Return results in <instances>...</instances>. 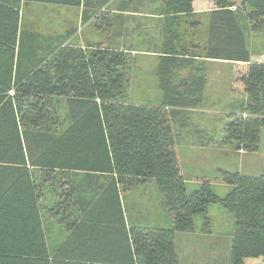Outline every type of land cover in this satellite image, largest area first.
I'll return each instance as SVG.
<instances>
[{"label":"trees","instance_id":"obj_1","mask_svg":"<svg viewBox=\"0 0 264 264\" xmlns=\"http://www.w3.org/2000/svg\"><path fill=\"white\" fill-rule=\"evenodd\" d=\"M21 1H84L93 11L107 2L0 0V264H180L177 234L195 230L196 215L211 231L209 206L216 203L234 215L228 264L264 259V173L221 170L220 180L232 186L224 196L209 180L189 191L173 130L183 110L204 103L206 61H232L244 65L238 81L246 101L242 116L230 114L224 142L259 150L264 62L252 60L244 17L264 23V0H215L201 46L193 33L172 40L166 32L176 30L164 29L160 50H153L158 104L129 98L125 48L22 30ZM193 1L163 0V14H192ZM124 15L119 20H128ZM60 97L66 121L57 111ZM153 181L172 227L127 212L124 195ZM52 215L66 229L56 243L47 230Z\"/></svg>","mask_w":264,"mask_h":264},{"label":"rangeland","instance_id":"obj_2","mask_svg":"<svg viewBox=\"0 0 264 264\" xmlns=\"http://www.w3.org/2000/svg\"><path fill=\"white\" fill-rule=\"evenodd\" d=\"M233 1L237 5L241 2ZM105 2L103 7H98L101 9L93 11L94 9L88 8L84 1L76 5L21 1L19 5L21 29L28 28L44 36L67 35L70 36L69 42L77 45L99 44L104 47L125 48L129 98L135 102L158 104L161 100V90L156 76L158 54L153 50H160L164 29L176 30L174 33L166 32V38L177 40L173 35L176 34L178 38V34L184 31V35L193 33L195 43L203 45L206 40L205 24L209 12L217 6L215 0H194L192 14L182 13L175 16L163 14V0H105ZM86 8L90 12L85 13ZM120 14H125L124 16L129 19L119 20ZM244 18L248 20L245 25L248 27V45L252 57L259 58L258 60L263 57L261 60L264 61V23L256 22L259 26H254V20ZM191 21H195V25L191 26L193 23ZM206 65L207 85L204 103L197 108L183 110V119L173 123V130L188 190H195L201 186L203 180H209L213 191L224 196L232 186L220 180L221 170H243V166L250 165L253 161L251 165L256 166V174H262L264 127L261 129L259 151L243 150L237 141L224 142L226 124L232 120L230 114L235 111L236 118H239L244 112L246 93L238 81L244 65L220 60L206 61ZM58 100L57 111L61 120L66 121L65 100L62 97ZM245 112L246 116H250V112L246 110ZM182 121L186 122V126ZM246 171L244 173L250 174ZM82 176L78 175L76 179L80 180ZM130 190L126 203L129 205L133 202L134 205L140 206L141 210H146L148 213L141 214L143 220L164 227L171 226L172 220L164 208L162 195L155 181L145 188L138 183ZM51 194L49 192L48 196ZM127 211L128 214L131 213L128 209ZM208 214L211 218V231L213 224L215 233L203 230V216L196 215L195 230L177 234L180 254L188 255L190 259L199 257L213 262L217 259L222 262L228 257L229 263L234 215L220 203L210 204ZM58 218L52 215L47 221L52 243L60 241L66 235L65 226L57 221ZM208 242L213 246L211 249L207 245Z\"/></svg>","mask_w":264,"mask_h":264},{"label":"crops","instance_id":"obj_3","mask_svg":"<svg viewBox=\"0 0 264 264\" xmlns=\"http://www.w3.org/2000/svg\"><path fill=\"white\" fill-rule=\"evenodd\" d=\"M133 11H136V9H133ZM121 13H123V12H121ZM125 18L127 19H129V17H127V16H125ZM259 58H254V57H252V60L253 61H258V62H264V61H262L261 59H263V57L260 59V60H258ZM208 61H211V60H208ZM228 62H232V61H228ZM232 63H234V64H237L236 62H232ZM259 151V150H258ZM245 154V153H244ZM252 163H253V161H252ZM251 163V164H252ZM246 165V166H243L242 168H243V170H240L241 172H243L244 173V171L245 170H247L246 172H250V175H257L256 174V172H257V169H256V166H254V165ZM262 173L264 172V165L262 166ZM259 175V174H258ZM150 183H152V182H146V183H139V184H142V186H143V188H145V187H147V185H149ZM131 191V190H130ZM129 193V192H128ZM128 193H126L125 195H124V201L126 202V200H127V195H128ZM126 206H128V210L129 211H135L136 213H138V212H142V213H148L146 210H141L140 209V206L138 207L137 205H134V203L133 202H131V203H129V205H127V203H126ZM128 212V211H127ZM129 214H130V212H129ZM136 216H137V214H135ZM208 233H215V230H213V224H212V231L211 232H208ZM211 243L210 242H208L207 243V245L209 246V249H211L213 246L212 245H210ZM177 247H178V245H177ZM178 251H179V247H178ZM179 257H180V264H228V257L227 258H225V260H222V262L221 261H219L218 259L216 260V261H210V260H207V259H205V258H199V257H195V258H193V259H190V258H188V255H182L181 256V254H180V251H179ZM215 259V258H214ZM213 259V260H214ZM227 259V260H226ZM243 264H264V259L263 258H261V257H253V258H247L245 261H244V263Z\"/></svg>","mask_w":264,"mask_h":264},{"label":"built area","instance_id":"obj_4","mask_svg":"<svg viewBox=\"0 0 264 264\" xmlns=\"http://www.w3.org/2000/svg\"><path fill=\"white\" fill-rule=\"evenodd\" d=\"M234 8H235V7H234ZM11 94H14V90H13V89L11 90ZM245 116H246V115H245Z\"/></svg>","mask_w":264,"mask_h":264}]
</instances>
